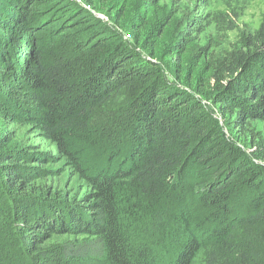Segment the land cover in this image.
<instances>
[{"label":"trees","instance_id":"obj_1","mask_svg":"<svg viewBox=\"0 0 264 264\" xmlns=\"http://www.w3.org/2000/svg\"><path fill=\"white\" fill-rule=\"evenodd\" d=\"M220 58L191 89L75 0H0V108L87 184L53 194L0 140V264H264V166L230 130L264 121V18Z\"/></svg>","mask_w":264,"mask_h":264},{"label":"rangeland","instance_id":"obj_2","mask_svg":"<svg viewBox=\"0 0 264 264\" xmlns=\"http://www.w3.org/2000/svg\"><path fill=\"white\" fill-rule=\"evenodd\" d=\"M75 1L91 9L107 25L118 29L122 38L161 72L169 75L171 68L182 70L191 89H209L206 80L210 68L218 65L224 53L237 47L243 32L255 30L264 18V0ZM87 1L93 4L89 5ZM156 28L158 36L147 47L146 38ZM149 51L153 55L148 54ZM9 90L10 94L6 95L16 104L19 96L14 89ZM5 109L0 108V140L6 143L4 150L19 151V157L25 159L20 165L35 168V172L40 173L33 183L45 185L53 194L67 200L81 196L87 190V184L59 153L55 143L45 138L25 117L3 113ZM229 119V114L219 116L226 134L229 133ZM245 127L243 133L234 127L230 130L237 137V145L246 154L255 152L257 158L254 161L264 166V121H248ZM83 155L93 165L107 161L105 155L98 154L93 147ZM119 161L116 158L113 162ZM72 237L63 235L56 239ZM208 251L201 250L193 264H206Z\"/></svg>","mask_w":264,"mask_h":264}]
</instances>
